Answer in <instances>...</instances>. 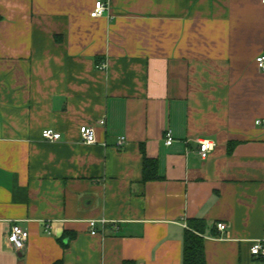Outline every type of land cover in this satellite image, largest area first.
I'll return each mask as SVG.
<instances>
[{
    "label": "crops",
    "instance_id": "1",
    "mask_svg": "<svg viewBox=\"0 0 264 264\" xmlns=\"http://www.w3.org/2000/svg\"><path fill=\"white\" fill-rule=\"evenodd\" d=\"M0 18V264H183L194 219L206 264L261 261L263 0H0Z\"/></svg>",
    "mask_w": 264,
    "mask_h": 264
},
{
    "label": "built area",
    "instance_id": "2",
    "mask_svg": "<svg viewBox=\"0 0 264 264\" xmlns=\"http://www.w3.org/2000/svg\"><path fill=\"white\" fill-rule=\"evenodd\" d=\"M108 7H109L108 1H98L95 5L94 11L91 13V16L93 18L103 16L105 12L108 10ZM256 62H257L259 69L264 71V55L259 56L256 59ZM105 68H106V65H103L101 67V69H105ZM99 124L105 125V120H101ZM255 125L257 127L264 129V118L256 120ZM80 133L82 136V140L85 144L91 145L97 142L95 129L93 127L82 126L80 128ZM42 137L44 140L49 141V142H57L62 139V135L60 133L54 132L53 130H44L42 133ZM125 141H126L125 138H120L118 142V146L122 147L125 144ZM173 142H174L173 136L171 132H168L166 144L168 146H171ZM198 143H199V154L203 160H206L208 156L215 150L216 143L208 139L199 140ZM97 223L98 221L96 220H92L89 222L91 234L93 235L97 234V230L95 228ZM101 223L104 225L106 221L102 220ZM217 229L220 232L224 233L227 231L228 226L225 223H219L217 224ZM7 239H8V242L13 246L15 250L21 251L26 246V242L28 239V232L16 223L12 226L11 232L8 235ZM251 254L255 258L261 260L260 262H257L256 264H264V237L253 241V245L251 247Z\"/></svg>",
    "mask_w": 264,
    "mask_h": 264
},
{
    "label": "trees",
    "instance_id": "3",
    "mask_svg": "<svg viewBox=\"0 0 264 264\" xmlns=\"http://www.w3.org/2000/svg\"><path fill=\"white\" fill-rule=\"evenodd\" d=\"M1 19V18H0ZM148 163V159L145 160ZM146 180L151 178L148 175ZM189 231L184 238L183 264H206L205 256V222L202 219H194L189 222ZM124 264H137L134 261H126Z\"/></svg>",
    "mask_w": 264,
    "mask_h": 264
}]
</instances>
